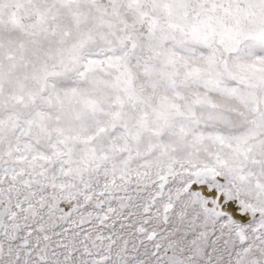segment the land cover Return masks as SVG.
Returning <instances> with one entry per match:
<instances>
[{"label": "snow or ice", "instance_id": "obj_1", "mask_svg": "<svg viewBox=\"0 0 264 264\" xmlns=\"http://www.w3.org/2000/svg\"><path fill=\"white\" fill-rule=\"evenodd\" d=\"M0 264H264V0H0Z\"/></svg>", "mask_w": 264, "mask_h": 264}]
</instances>
